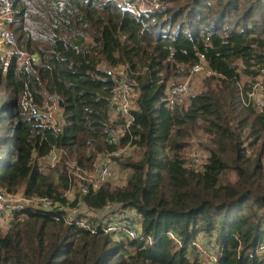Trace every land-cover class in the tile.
I'll return each instance as SVG.
<instances>
[{
  "label": "trees",
  "instance_id": "trees-1",
  "mask_svg": "<svg viewBox=\"0 0 264 264\" xmlns=\"http://www.w3.org/2000/svg\"><path fill=\"white\" fill-rule=\"evenodd\" d=\"M15 10L11 25L20 53L0 56V188L29 198H59L68 179L58 167L41 175L34 157L56 148L90 170L98 157L129 143L115 158L122 186L105 183L83 198L137 211L153 239L115 242L24 211L0 225V264H200L193 242L216 235L218 264H264V104H248L264 70V0H161L140 16L119 0H0ZM205 63L215 74L188 109L162 101L167 84ZM129 66L134 122L109 115L114 83L105 68ZM162 83V84H161ZM46 96L65 103L54 129L24 110ZM196 142L207 154L203 172L186 167ZM14 147V150H13Z\"/></svg>",
  "mask_w": 264,
  "mask_h": 264
},
{
  "label": "built area",
  "instance_id": "built-area-1",
  "mask_svg": "<svg viewBox=\"0 0 264 264\" xmlns=\"http://www.w3.org/2000/svg\"><path fill=\"white\" fill-rule=\"evenodd\" d=\"M119 1L124 9L140 16L146 14L150 3L158 9V3L161 0ZM14 17L15 10L9 6L0 5V56L20 53L27 65H38L39 55L18 50L17 40L11 28ZM105 71L114 83L109 100V115L113 119L117 117L124 119L123 133L126 134L134 122L133 111L136 108V95L128 81L133 72L129 66L105 68ZM214 74L206 65L204 56H201L200 63L192 68L189 76L173 79L165 86L163 103L171 109H188L194 92ZM248 101V104H253L255 107L263 106L264 70L255 80L252 91L248 93ZM22 105L24 110L36 113L54 129L61 128L63 115L59 106V97L46 96L41 104L25 98ZM132 151L133 148L129 143L116 153L101 154L90 170H83L77 163L64 160V152L60 149H52L45 157L35 156L34 160L41 175L47 176L60 167V171L68 179L66 190L59 198H29L23 193L11 194L0 188V225L5 228L19 212L34 211L49 214L55 222L85 231L92 236L109 237L115 242L143 240L153 245L154 240L146 239L143 235L141 216L135 209L123 208L122 205L113 202H108L102 209H94L88 207L83 200L90 192L97 191L107 182L117 181L112 183L115 186H122L125 177L116 170L115 158L127 157ZM186 159V167L189 170L195 173L204 171L207 154L196 142L188 149ZM216 239V235L201 234L193 242L200 264H218L222 249ZM256 254L264 257V244L256 251Z\"/></svg>",
  "mask_w": 264,
  "mask_h": 264
},
{
  "label": "rangeland",
  "instance_id": "rangeland-1",
  "mask_svg": "<svg viewBox=\"0 0 264 264\" xmlns=\"http://www.w3.org/2000/svg\"><path fill=\"white\" fill-rule=\"evenodd\" d=\"M149 1L150 2H154L155 0H149ZM145 9H146V6H145ZM202 88H203V86H200L197 89V91L194 92V95H196V93L197 94L201 93L202 92ZM8 128H9V120L7 119V116H5L4 119L0 120V138H3L4 136H6V134L8 133ZM13 150H14V147H13ZM110 182L116 183L117 181H110ZM114 183H112L113 186H115Z\"/></svg>",
  "mask_w": 264,
  "mask_h": 264
},
{
  "label": "water",
  "instance_id": "water-1",
  "mask_svg": "<svg viewBox=\"0 0 264 264\" xmlns=\"http://www.w3.org/2000/svg\"><path fill=\"white\" fill-rule=\"evenodd\" d=\"M59 106H60V108H61L62 110L65 109V103H64V101H63L61 98H59Z\"/></svg>",
  "mask_w": 264,
  "mask_h": 264
}]
</instances>
